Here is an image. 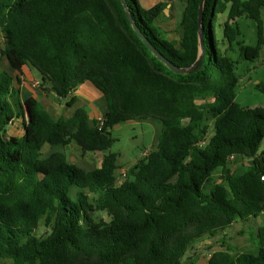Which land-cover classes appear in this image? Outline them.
<instances>
[{
	"label": "trees",
	"instance_id": "obj_1",
	"mask_svg": "<svg viewBox=\"0 0 264 264\" xmlns=\"http://www.w3.org/2000/svg\"><path fill=\"white\" fill-rule=\"evenodd\" d=\"M126 1L152 45L189 72L175 73L150 50L122 0H0V264H197L187 255L196 242L264 211V110L237 103V65L218 49L213 28L227 12L231 45L238 19L254 20L257 44L239 45L241 58L257 59L264 0H206L196 65L201 0H185L179 41L161 37L156 25L166 2ZM4 56L14 71L37 70L41 90L60 98L93 85L107 104L103 127L82 107L56 118L38 99L22 101L20 77L2 67ZM256 87L264 94L263 81ZM16 117L24 135L7 137ZM149 118L162 123L158 144L120 181L111 129ZM73 143L102 153L101 166L86 170L64 151L43 156L46 144ZM231 156L251 162L238 171ZM42 222L48 230L40 234ZM252 237L255 249L242 252L223 240L226 249L209 264H264V227Z\"/></svg>",
	"mask_w": 264,
	"mask_h": 264
},
{
	"label": "rangeland",
	"instance_id": "obj_2",
	"mask_svg": "<svg viewBox=\"0 0 264 264\" xmlns=\"http://www.w3.org/2000/svg\"><path fill=\"white\" fill-rule=\"evenodd\" d=\"M182 7V6H181ZM179 14V21L181 19ZM264 22V11L262 14ZM228 19V13L220 14L219 18L213 22V28L215 37L217 39L218 49L228 58L234 60L237 65V73L240 77L238 86L236 88V101L243 107L258 108L264 110V94L256 87L260 81L264 82V46L261 50V55L255 60H246L241 58L240 55V41H244L249 45H256L258 42V26L252 19L246 17H240L237 25L240 30V35H237L236 40L230 45L228 38L224 35V23ZM160 30V29H159ZM161 37L167 35L164 31L160 30ZM209 43V39L207 40ZM3 34L0 30V50L3 48ZM212 51V46L208 45ZM2 67L5 70L14 72L9 66L7 58L2 57ZM35 70V69H34ZM37 72V71H34ZM35 81V88L42 91ZM69 108H63L61 117H68ZM73 115V114H72ZM70 115V116H72ZM69 116V117H70ZM210 131H212V124L210 125ZM112 136L116 139L115 143L111 147L112 152L118 153V164L121 168L118 169V177L120 181L124 180L123 172L127 171L129 166L140 157L143 156L145 151H151L154 143V137L156 135L155 128L150 124L142 120H128L119 121L115 123L111 129ZM67 151L70 153V160L76 162L77 165L88 169L94 168L100 164L99 157H95L93 164L89 165L84 163L81 156H78L79 152H82L79 146L75 143L67 147ZM102 154V153H100ZM78 156V158H76ZM102 159V158H101ZM231 166L233 169L242 171L245 166L244 158H237L232 161ZM218 174H215V178ZM211 183L205 185V190L209 191ZM97 219L104 218L108 220V216L105 212H97L95 214ZM264 227V213L257 219L243 222L241 220L236 221L227 230L220 232L215 237H205L196 242L189 250L188 256L192 255L196 258L197 264H209L210 255L218 250H225L222 241H226V244L231 245L236 251H249L255 249L252 233L257 229ZM48 229L44 223H41L39 233L43 234ZM188 262L187 257L185 263Z\"/></svg>",
	"mask_w": 264,
	"mask_h": 264
},
{
	"label": "crops",
	"instance_id": "obj_3",
	"mask_svg": "<svg viewBox=\"0 0 264 264\" xmlns=\"http://www.w3.org/2000/svg\"><path fill=\"white\" fill-rule=\"evenodd\" d=\"M139 1L142 4V6L145 8L153 7L160 1L166 2L167 5L164 9V12L161 15V17L157 19L156 25L159 27L160 30L164 31L167 34L165 35V37L168 40H173V41L180 40L182 16L180 21L178 16L179 14L183 15V10L186 4L185 0H139ZM34 71L37 70H34L28 65H24L22 67L21 72L19 71L11 72V74L14 76L16 80H17V76L20 77L19 81L18 80L15 81H16V86L19 88L20 97L22 101L27 100L29 97H34L38 99L44 105V107L56 118L62 116L63 108L65 107L69 108L68 113L70 115H72L77 108L80 107L85 108L88 111L91 119H95L99 115H103L107 112V104L104 96L93 85L89 83H84L78 86V88L74 90L66 98H60L50 90L45 92V91H39L38 89L35 88L34 83L35 81L41 82V76L38 71L37 72ZM74 97H77L78 101L76 102L75 105L69 106L70 100L73 99ZM142 121L150 123L155 128L156 135L154 137V143L152 145V148L154 149L158 144L159 136L162 130V123L153 118L143 119ZM24 132H25V127L23 124V118L16 117L12 122V124L8 127L6 136L22 137L24 135ZM54 151L68 152L67 147H64L62 145L51 146L49 144H46L42 150L43 156L47 157ZM78 154H79L78 156H81L83 158L82 160L84 161V163L86 164L88 163L89 165L94 163L95 157H99V160H101L98 166H95L94 168H88L86 170L95 169L97 167H100L102 164L103 154L94 153V152H88V153L79 152ZM78 156H76V158H78ZM236 159L237 157L234 160ZM244 161H245V165H248L251 162V159L244 158ZM137 162L138 159H136L130 166L136 164ZM78 166L81 167V165L79 164Z\"/></svg>",
	"mask_w": 264,
	"mask_h": 264
},
{
	"label": "water",
	"instance_id": "obj_4",
	"mask_svg": "<svg viewBox=\"0 0 264 264\" xmlns=\"http://www.w3.org/2000/svg\"><path fill=\"white\" fill-rule=\"evenodd\" d=\"M124 7L126 9L127 16L129 18V21L133 25L134 29L138 33V35L143 39V41L146 43V45L150 48V50L162 61L164 62L171 70H173L175 73L178 74H184L190 71L188 67H179L173 63H171L160 51H158L152 43L149 41V39L145 36V34L142 32V30L139 28V26L134 21V18L131 14V11L129 9V6L127 4L126 0H122ZM205 2L206 0H201L199 5V16H198V22H199V39H200V52L198 59L194 63L196 65L199 60H201L204 56V49H205V40H204V32H203V18H204V8H205ZM197 68H193V70H196ZM72 161V159H71ZM74 162V161H72Z\"/></svg>",
	"mask_w": 264,
	"mask_h": 264
},
{
	"label": "built area",
	"instance_id": "obj_5",
	"mask_svg": "<svg viewBox=\"0 0 264 264\" xmlns=\"http://www.w3.org/2000/svg\"><path fill=\"white\" fill-rule=\"evenodd\" d=\"M37 84H39V82H38ZM34 85L36 86V84H34ZM37 86H39V85H37ZM97 119H98L99 127L102 128L103 125H104V122H105L104 115H99V116L97 117ZM263 149H264V143H263V146H262V150H263ZM149 153H150V152L147 150V151H145V152L143 153V156H147ZM235 158H236V156H231V157H230V160L233 161ZM126 173H127V171L123 172V176H124V178H125V176H126ZM263 178H264V177H263ZM119 180H120V179H119Z\"/></svg>",
	"mask_w": 264,
	"mask_h": 264
}]
</instances>
